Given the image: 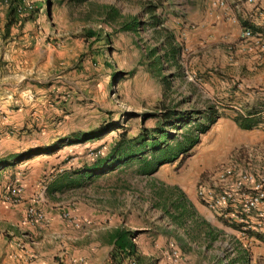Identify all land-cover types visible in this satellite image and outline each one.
Wrapping results in <instances>:
<instances>
[{"label":"rangeland","instance_id":"1","mask_svg":"<svg viewBox=\"0 0 264 264\" xmlns=\"http://www.w3.org/2000/svg\"><path fill=\"white\" fill-rule=\"evenodd\" d=\"M212 1L32 0L22 16L3 7L14 56L0 59V264L35 259L28 226L71 210L79 227L76 209H110L150 226L131 231L149 250H136L137 264H264L256 237L264 233L212 215L196 195L228 165L253 172V162H241L248 145L218 117L233 125L264 112V91L249 86L257 64L230 49L237 37L216 40L204 24L216 14ZM211 111L217 117L198 144L144 169L152 141L173 147ZM120 134L140 145L135 154L118 149ZM34 181L48 194L28 201ZM13 185L24 188L15 203ZM30 205L44 222L27 220Z\"/></svg>","mask_w":264,"mask_h":264},{"label":"crops","instance_id":"2","mask_svg":"<svg viewBox=\"0 0 264 264\" xmlns=\"http://www.w3.org/2000/svg\"><path fill=\"white\" fill-rule=\"evenodd\" d=\"M227 5V12L224 15L220 8H216V14L213 18L205 19L204 24L212 28H216V40L235 39L239 32V24L232 23L225 18L226 15L241 18L245 11L251 9L245 0H224ZM258 9L261 11L253 21V29L262 33L263 47L257 52H250L245 59L251 65L254 63L258 67H254V75L250 79L251 88L262 89L264 91V0H255ZM245 8V10H244ZM7 22V10H0V59L7 63L9 57L14 56L11 52L10 45L7 44L8 39L2 37V30ZM212 24H215L212 26ZM22 66L21 60H19ZM3 65V64H2ZM0 65V70H2ZM9 65V64H8ZM19 66V65H18ZM243 117H251L256 124L251 128H242L236 118L230 123L218 117V124L225 126L235 135V142L238 144L248 145L245 151L242 163L246 160L251 161L254 173H264V144L257 148H253L264 140V112L255 114H243ZM222 119V120H221ZM263 122V123H261ZM255 163V164H254ZM254 164V165H253ZM255 167V168H253ZM44 194V195H43ZM47 192L40 191L39 185L31 183L27 189L28 201H32L36 197L44 199ZM31 198V199H30ZM201 205V204H200ZM203 207V205H201ZM260 210L264 212V204L260 206ZM93 211L75 210V215L80 220L79 227L72 226L71 223L61 219L58 215L51 212L47 213L48 223L41 227L28 226L27 232L34 243L35 259L23 264H106L108 255L115 246L116 235L119 232L127 233V237L131 236V231L140 229L144 231H152L150 226L137 224L119 212L113 210H104L101 213H92ZM132 238V237H131ZM136 250L143 255L149 252L143 243L134 242Z\"/></svg>","mask_w":264,"mask_h":264},{"label":"built area","instance_id":"3","mask_svg":"<svg viewBox=\"0 0 264 264\" xmlns=\"http://www.w3.org/2000/svg\"><path fill=\"white\" fill-rule=\"evenodd\" d=\"M245 2L252 7L241 18L226 15L232 23L239 24V33L230 49L257 52L263 47V35L255 31L252 24L261 11L255 0ZM10 6L17 15L22 16L24 11L32 8V0H0V10ZM212 6L214 9L220 8L224 15L227 12L224 0H214ZM23 191V186L13 185L9 190L12 202H18ZM196 195L201 205L212 215L228 222H242L244 230L264 233V212L260 210V206L264 204V173H254L238 168L235 164L228 165L206 183H201L197 187ZM26 216L29 222H44L46 218L45 213L34 205L27 208ZM61 216L73 226L79 225L71 210L63 211ZM251 217H255V221L249 220ZM107 264H137V261L134 256H125L118 261L109 259Z\"/></svg>","mask_w":264,"mask_h":264},{"label":"trees","instance_id":"4","mask_svg":"<svg viewBox=\"0 0 264 264\" xmlns=\"http://www.w3.org/2000/svg\"><path fill=\"white\" fill-rule=\"evenodd\" d=\"M83 1V0H76ZM260 112V110L252 109L248 114H255ZM217 117L216 111H211L206 114V118L204 119L207 123L198 122L193 130L185 133L181 140H178L173 147H168V145H162L158 142V139L152 141L150 143L152 155L150 159H140L145 170H155L158 165L164 162H170L176 159L180 154H186L191 148H193L196 144L199 143V134L203 133L207 130L208 124L215 121ZM251 117H243L239 116L236 118V121L242 128H251L256 123L251 120ZM121 135V134H120ZM98 136L96 133H90L87 135V138H93ZM118 149H124L126 154H135L138 150L137 148L140 145L134 146L131 144H127L125 142V136L121 135L120 141L117 143ZM127 144V145H125ZM132 236L127 237V233L119 232L116 235L115 246L111 252V257L119 256H134L136 254L135 243L133 242ZM256 237L260 240L264 241V235L256 234Z\"/></svg>","mask_w":264,"mask_h":264}]
</instances>
